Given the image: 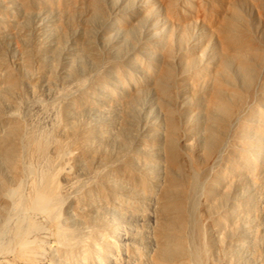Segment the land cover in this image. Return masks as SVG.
<instances>
[{"label":"rangeland","instance_id":"obj_1","mask_svg":"<svg viewBox=\"0 0 264 264\" xmlns=\"http://www.w3.org/2000/svg\"><path fill=\"white\" fill-rule=\"evenodd\" d=\"M34 135L58 212L26 250L0 198L1 264H264V0H0V193Z\"/></svg>","mask_w":264,"mask_h":264},{"label":"bare ground","instance_id":"obj_2","mask_svg":"<svg viewBox=\"0 0 264 264\" xmlns=\"http://www.w3.org/2000/svg\"><path fill=\"white\" fill-rule=\"evenodd\" d=\"M234 37H232V38H234ZM232 54H233V52H232ZM224 108H226V107H224ZM34 136H33V139L32 140L30 139L31 141H29V143L26 144L28 146V148H26V149H27V151L29 149V151H31L38 158V160L39 159L42 160L41 161L42 163L44 162V169L41 170V173H39V175H38L39 177L36 176L37 174L35 175L36 179L38 178V180L35 181V179H34L35 177L33 178L34 179L33 181H35V182H31L32 185L30 184V186H29L30 188H29L27 194L25 193L26 191L25 192L23 191V189H22L23 187L21 188V186H18L15 189L6 188V189H3V191L0 193V198L2 199L1 205L3 207V208H1V207L0 208L2 210H5L4 212L6 214L11 212L15 216L17 215L16 217H18V218H16V219H18V226H17V229H16L17 239H16L14 244L15 245L17 244L20 247L26 248V250L28 249V247H32V241L29 240V236H30L31 232L34 231V230H31L32 227L35 228V230L38 229L36 231H39V229H40L39 227H41L40 231L42 230V226L41 225H36V224H35L36 226L33 225V220L38 215H43V216H46L49 219L50 222H53L52 220L55 219V215L58 212V211H56V206H57V204L60 203V196H61V194H59V192L57 190L58 187H56V185H55L56 183H55L54 178H53L54 175L50 171L52 169H50V160H49L48 154H47L49 152L48 151V147H49L48 145H49V141H51V139L49 138L48 135H42V136L40 135L39 137H36L37 136L36 135L35 139H34ZM15 146H17V147H13L12 146V147L6 148V153H5V155H7L8 157L13 159L14 163H16V159H17L16 157L20 156L19 154L22 153V151H23V149L25 147L24 145H22V147H20L21 145H19L17 143H16ZM26 149H24V151ZM14 157L16 158L15 160H14ZM5 158L9 159L7 157H5ZM19 158L20 157H18V159ZM6 159H5V161H6ZM10 162L13 164L12 160L11 161L9 160V164H10ZM26 170L28 171V173H27V171L26 172L24 171V172L29 174V176H30L31 173H29V172H30L31 168L28 166L26 168ZM32 173H35V172H32ZM31 179H30V181H31ZM8 215H10V214H8ZM5 216H4V219H6ZM12 217H10V218H12ZM57 219L58 218L56 217V220ZM6 221H7V219L5 220V222ZM1 223H3V222H1ZM38 224H40V223H38ZM57 226L60 227V225H57ZM2 228L4 230V227H2ZM57 229H59V228H57ZM1 230L2 229H0V231ZM58 231L59 230H57V237L59 239V242L66 243L67 239H68V236L66 235V233H63V232L60 233L61 229H60L59 232ZM69 237H70V235H69ZM70 239L68 240L69 243L68 244L66 243V245H70V243H71ZM2 246L5 247L4 244L1 245L0 247L2 248ZM67 247H69V246H67ZM163 249H164L165 254H167L166 257H169L170 260H172V258L177 257L179 255H181L183 258L188 257V255L186 253L187 252L186 243L182 239H174V240L168 241V243H166V247L163 248ZM22 250L26 251L25 249H22ZM194 254H195V252H194ZM194 254L192 255V258H195L197 260L200 259V257H202V256H198V254H195V255ZM0 256H2V255H0ZM5 256H6V254H5ZM189 257H191V256H189ZM203 259H204V256H203ZM198 262H200V261H198ZM203 262L205 263V260H203L201 263L203 264ZM207 263H209V261Z\"/></svg>","mask_w":264,"mask_h":264}]
</instances>
